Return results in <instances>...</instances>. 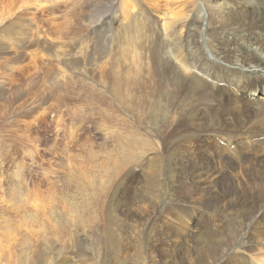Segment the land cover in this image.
Here are the masks:
<instances>
[{"label": "rangeland", "instance_id": "obj_1", "mask_svg": "<svg viewBox=\"0 0 264 264\" xmlns=\"http://www.w3.org/2000/svg\"><path fill=\"white\" fill-rule=\"evenodd\" d=\"M206 4L0 0V264H211V246L216 264H264V227L249 224L264 123L243 101L197 106L212 97L196 79L213 86L222 63ZM241 131L244 146L227 143ZM206 170L234 196L201 199Z\"/></svg>", "mask_w": 264, "mask_h": 264}, {"label": "bare ground", "instance_id": "obj_2", "mask_svg": "<svg viewBox=\"0 0 264 264\" xmlns=\"http://www.w3.org/2000/svg\"><path fill=\"white\" fill-rule=\"evenodd\" d=\"M153 1V0H152ZM155 1V0H154ZM207 1L206 7L208 9V14L212 22L214 23L213 28L216 31L217 39H218V46H216V58L221 60L222 63H213L218 68H221L219 74H215L212 76H208L206 81L213 85V86H207L206 84L202 83L201 81H198L196 79V82L199 84L204 85L205 88L208 89V92L210 93V103L206 100H208L205 95L199 96V98L196 99L197 106L200 108H203V106L210 105L214 109L219 106V101L222 104H226L229 101H243L242 103H247L249 106H251L254 109L255 117L260 123H264V0H205ZM32 6V5H31ZM35 6V5H34ZM182 6V5H181ZM126 8V7H125ZM130 8V7H129ZM139 9V8H138ZM170 9V8H169ZM168 9V10H169ZM126 10V9H125ZM167 10V11H168ZM166 11V12H167ZM171 11V10H170ZM207 11V10H206ZM164 12V16L172 15L169 13ZM190 12V11H189ZM173 13V12H172ZM248 13H252L254 16L251 17L250 24H247V16ZM106 18V17H105ZM177 18V17H176ZM94 18L90 19V21L93 23L95 20ZM180 21V20H179ZM210 21V20H209ZM99 22V21H98ZM132 22V21H131ZM170 21L168 19V24ZM95 23V22H94ZM107 23H110V20L103 19L100 21L97 26L95 27L97 30H101L103 28L101 25H106ZM171 23V22H170ZM173 23V22H172ZM192 23V22H191ZM141 24V23H140ZM166 24H164L166 26ZM189 24V23H188ZM109 25V24H108ZM172 25V24H171ZM192 25V24H191ZM174 26V25H173ZM187 26V25H186ZM206 26V25H205ZM101 27V28H100ZM107 28V27H105ZM104 29V28H103ZM111 29V28H110ZM164 29V28H163ZM105 30V29H104ZM113 30V29H112ZM171 31V30H170ZM210 31V30H209ZM179 33V32H178ZM107 34V33H106ZM171 35V34H170ZM206 35V34H205ZM203 40V39H202ZM160 44V43H159ZM175 54V53H174ZM177 64H182L180 60L177 58V56H170ZM182 61V60H181ZM134 62V61H133ZM133 62H131L133 64ZM224 62V64H223ZM211 63L202 60V57H198V67L201 69L204 67H208L210 69H213V66ZM146 67V66H145ZM216 67V68H217ZM148 68V67H147ZM150 69V68H149ZM146 70V69H145ZM151 70V69H150ZM205 70V69H204ZM148 71V70H146ZM206 71V70H205ZM153 72V71H152ZM207 72V71H206ZM146 73V72H145ZM151 73V72H150ZM215 73V72H214ZM203 74V73H202ZM208 74V73H207ZM206 74V75H207ZM147 75V74H146ZM151 75V74H150ZM149 76V75H148ZM142 78H145L144 76ZM202 79V77L200 76ZM130 80V79H129ZM128 80V81H129ZM176 80V78L174 79ZM122 82V81H120ZM125 82V81H124ZM119 83V81H118ZM133 83V82H132ZM142 83V82H141ZM124 84V83H123ZM122 84V86H123ZM130 84V83H129ZM252 84L251 86H248ZM225 85V86H224ZM121 86V87H122ZM129 86V85H128ZM147 86V85H146ZM224 86V87H223ZM170 87V86H169ZM223 87V88H219ZM120 88V87H119ZM148 88V87H145ZM150 88V87H149ZM148 88V89H149ZM166 88V87H165ZM117 89V87H116ZM118 90V89H117ZM115 90V91H117ZM152 90V89H151ZM155 90V89H154ZM205 90V89H204ZM236 90V91H233ZM142 91V90H141ZM140 91V93H141ZM160 91V90H159ZM158 91V92H159ZM164 94L167 93L166 89H163ZM216 91V94L213 92ZM119 92V91H117ZM146 92V91H145ZM154 91H151L149 93H153ZM148 93V94H149ZM199 93V91L197 92ZM202 93V92H201ZM145 94V93H143ZM142 94V95H143ZM177 94V93H176ZM194 94V93H193ZM207 94V93H205ZM178 95V94H177ZM185 95V94H184ZM187 95V94H186ZM191 95V94H189ZM199 95V94H198ZM197 95V96H198ZM147 96V95H146ZM196 96V95H194ZM196 96V97H197ZM208 96V95H207ZM118 97H121L118 93ZM128 97V96H127ZM179 97V96H178ZM239 97V98H237ZM143 98V96H142ZM205 98V99H204ZM242 100H241V99ZM130 99V97H129ZM128 99V100H129ZM151 99V98H150ZM177 99V98H176ZM190 99V98H189ZM225 99V100H224ZM144 100V99H143ZM168 101V100H167ZM178 101V100H177ZM261 101V102H258ZM237 107V105L235 106ZM147 109H144V114L146 116L153 115L155 113L154 106L146 105ZM220 108V107H218ZM239 109V108H235ZM216 110V109H215ZM241 110V109H240ZM157 112V111H156ZM240 113V112H238ZM251 116V115H250ZM252 117V116H251ZM254 117V116H253ZM254 118V120L256 119ZM252 121V120H251ZM255 121H253L254 123ZM257 122V121H256ZM255 122V123H256ZM123 123V122H122ZM252 123V122H251ZM252 123V124H253ZM250 124V123H249ZM259 124V123H257ZM121 125V124H120ZM256 125V124H254ZM119 126V125H118ZM252 126V125H251ZM250 127V125H249ZM254 127V126H252ZM248 128V127H247ZM251 128V127H250ZM124 129V128H123ZM249 129V128H248ZM264 129V128H263ZM122 130V129H121ZM129 130V129H127ZM131 130V129H130ZM253 130V129H252ZM126 131V129L124 130ZM247 131V130H246ZM262 131V129H261ZM132 134H134V130H132ZM253 132V131H252ZM120 134V133H119ZM125 134V132H123ZM129 134V133H128ZM239 134L238 136H236ZM248 134V133H247ZM251 134V133H250ZM248 134V136L250 135ZM255 134V133H254ZM135 135V134H134ZM246 132L241 131L237 133H233L229 135L230 138H227V143L230 144H236L239 145L238 147H242L245 145L246 141ZM247 136V137H248ZM121 137V135H120ZM119 137V138H120ZM123 137V136H122ZM128 137L127 134L125 135V138ZM136 137V136H134ZM234 137H237L236 139H233ZM257 141V145H263L264 146V132H260L255 134L252 137ZM132 138V136H131ZM137 138V137H136ZM139 139V138H138ZM137 139V141H138ZM126 140V139H125ZM130 140V139H129ZM127 138V142L129 143ZM132 140H135L134 138ZM207 140V139H206ZM122 141V139H121ZM124 142V141H122ZM133 142V141H132ZM139 142V141H138ZM135 142V143H138ZM134 143V144H135ZM132 144V143H131ZM122 143L120 142L119 148ZM130 145V144H129ZM140 145V144H139ZM131 146V145H130ZM135 146V145H134ZM263 146H261L263 148ZM122 147V146H121ZM132 147V146H131ZM125 149V146L122 147ZM128 147L126 146V149ZM260 148V146H259ZM122 149V150H123ZM130 149V148H128ZM261 149V148H260ZM121 151V149H119ZM119 151V152H120ZM132 151V150H131ZM126 152V151H125ZM124 152V155H125ZM129 152V151H128ZM217 152V151H216ZM230 152V150H229ZM228 152V154H229ZM122 153V152H121ZM235 153V152H234ZM123 154V153H122ZM226 154V153H225ZM119 155V154H118ZM128 155V153H127ZM134 155V154H133ZM234 156L236 154H233ZM120 156V155H119ZM129 156V155H128ZM232 156V154H231ZM233 156V157H234ZM244 156V155H243ZM248 156V155H247ZM264 156V155H263ZM208 157V156H207ZM230 157V156H228ZM245 157V156H244ZM260 157V156H259ZM123 159H127V157H120ZM197 158V157H196ZM236 158V157H234ZM243 158V157H242ZM247 158V157H246ZM252 158V157H250ZM263 158V157H262ZM261 158V159H262ZM122 159V160H123ZM129 159V157H128ZM244 159V158H243ZM200 160V159H199ZM251 160V159H250ZM131 161V158L129 159ZM133 161V160H132ZM214 161V160H213ZM226 161V160H225ZM230 161V160H229ZM246 161V160H245ZM255 161V160H254ZM257 161V160H256ZM223 162V161H222ZM249 162V159H248ZM246 161V163H248ZM253 162V161H252ZM260 162V161H259ZM263 162V161H262ZM215 162H213L214 164ZM226 163V162H225ZM242 163V162H241ZM245 163V162H244ZM243 163V164H244ZM245 163V164H246ZM224 164V162H223ZM230 164V162L228 163ZM236 164H238L236 162ZM249 164V163H248ZM252 164V163H251ZM250 164V165H251ZM254 164V163H253ZM211 165V164H210ZM220 165V164H219ZM222 165V164H221ZM227 165V164H226ZM225 165V166H226ZM258 165V164H256ZM246 166V165H245ZM260 170L257 174L256 181V188L259 190L258 199L263 202L260 209L257 210L255 219L249 223L254 225H258L264 227V164L259 163ZM209 167V166H208ZM224 167V166H223ZM221 167V168H223ZM230 167V166H229ZM234 167V166H233ZM232 167V168H233ZM243 167V166H242ZM252 167V166H251ZM212 168V167H211ZM205 169V168H204ZM210 169V168H209ZM209 169H207L209 171ZM250 169V168H248ZM253 169V168H252ZM256 169V168H255ZM206 170V171H207ZM245 170V169H244ZM258 170V169H257ZM256 170V171H257ZM204 171V170H203ZM206 172L204 175V178H201L196 181L197 187L200 189V191L203 193L201 195V199H207L212 197V202L214 199L218 197V189H224L231 192V194L234 196L235 192H232V185L234 184L233 180L232 182L220 179L216 176H213L212 174H209V172ZM224 171V170H223ZM228 171V170H227ZM192 172V169H188L187 174H190ZM225 172V171H224ZM211 173V172H210ZM213 173V172H212ZM220 173V172H219ZM229 174V172H227ZM217 174V173H215ZM221 174V173H220ZM227 174V175H228ZM231 174V173H230ZM200 175V174H199ZM253 175V174H252ZM219 176V175H218ZM256 176V175H255ZM230 177V176H228ZM246 177V176H245ZM187 179V178H186ZM228 179V178H227ZM252 179V178H251ZM191 180V179H190ZM187 185V184H186ZM251 187V186H250ZM252 188V187H251ZM218 190V191H217ZM254 192V191H253ZM220 193V192H219ZM224 193V192H223ZM201 194V193H200ZM226 195V194H224ZM147 196V195H146ZM139 201H144V199L140 198ZM246 201V200H245ZM248 201V200H247ZM199 202V201H198ZM257 202V201H256ZM210 203V202H209ZM259 203V202H258ZM213 204V203H212ZM223 204V203H222ZM203 205V204H202ZM249 205V204H248ZM244 206V205H243ZM203 211V210H202ZM201 212V211H200ZM205 213V212H204ZM213 214V213H212ZM128 218V217H127ZM202 219V218H201ZM252 226V225H251ZM245 228V227H244ZM255 228V227H254ZM256 229V228H255ZM243 248L249 249L250 246L253 245L255 234L254 231L250 230L249 226H247L243 231ZM260 234V233H259ZM261 236V235H260ZM264 239V238H263ZM209 242V241H208ZM253 248V246L251 247ZM218 248L217 247H205L204 253L207 256L208 263L216 264L218 255ZM232 251V250H231ZM221 253V252H220ZM188 255V254H187ZM183 258V257H182ZM189 258V257H188ZM193 260V259H192ZM43 261V260H42ZM193 262V261H192ZM264 262V261H263ZM200 263V262H199Z\"/></svg>", "mask_w": 264, "mask_h": 264}]
</instances>
